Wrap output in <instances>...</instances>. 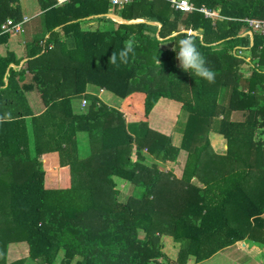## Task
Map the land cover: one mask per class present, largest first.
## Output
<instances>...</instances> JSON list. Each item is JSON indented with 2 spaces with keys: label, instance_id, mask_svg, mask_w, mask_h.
I'll return each mask as SVG.
<instances>
[{
  "label": "trees",
  "instance_id": "1",
  "mask_svg": "<svg viewBox=\"0 0 264 264\" xmlns=\"http://www.w3.org/2000/svg\"><path fill=\"white\" fill-rule=\"evenodd\" d=\"M38 1L26 67L9 66L18 62L11 50L0 55V264H199L236 242L262 249L264 33L245 34L242 20L264 21V0H190L216 12L214 20L167 0ZM94 15L101 23L83 28ZM8 17L22 18L19 0H0V23ZM173 33L195 39L214 83L178 67L175 41L159 43ZM7 37L0 33V43ZM129 40L128 62L110 63ZM244 62L251 66L247 89L240 85ZM88 85L120 98L122 111ZM223 87L227 105L218 100ZM33 89L45 104L36 115L19 103ZM160 99L187 113L178 146L171 122L165 133L149 125ZM231 111L244 119L230 120ZM123 114L140 121L127 123ZM218 118L224 153L209 141ZM46 153L57 156L56 183L43 167ZM155 162L176 167L163 173ZM161 234L172 237L175 258L162 250ZM16 242L27 244L28 255L8 261Z\"/></svg>",
  "mask_w": 264,
  "mask_h": 264
},
{
  "label": "rangeland",
  "instance_id": "2",
  "mask_svg": "<svg viewBox=\"0 0 264 264\" xmlns=\"http://www.w3.org/2000/svg\"><path fill=\"white\" fill-rule=\"evenodd\" d=\"M20 6H21V11H22V4H27L28 5V12L30 14L34 13L35 11L40 10V5L38 0H19ZM62 3V2H60ZM11 18V17H8ZM13 19V18H11ZM246 34V33H245ZM16 45L20 44L19 42H15ZM165 46V45H164ZM168 46V44L166 45ZM248 50H245V55L248 54ZM255 60V59H254ZM255 63V61H254ZM251 66L244 62L241 63V72L243 75L242 80L240 81V85L243 86V89H247V81L246 78H248L251 75ZM101 90V91H100ZM96 93L98 97L101 98V102L107 104L110 107L117 108L122 111L121 105V99L116 98L111 95L109 92H105L103 89L97 88ZM228 99H229V88L223 87L220 91L219 94V101L220 103L223 104H228ZM87 104V103H86ZM81 107V104H80ZM238 115V111L236 112ZM124 119L127 123L129 121L127 118H129L130 123L132 122H139L140 119H137L135 117L129 116L127 114H123ZM149 120V125L154 128V129H159V131H162L165 133L168 131L169 124L171 122V129H170V136L172 140V144L174 146H178V140L174 138V134L172 131L173 124L175 122H178V120H181V124L183 125L184 122L186 121L187 118V113L184 110H181L178 107V104L175 101H171L168 99H160L157 104L153 107L152 112L150 115L147 116ZM137 119V120H136ZM135 120V121H133ZM164 121L163 124L160 125V122ZM219 118L214 119L213 123L211 125V131L215 128V126L218 124ZM180 123V122H178ZM203 130V129H201ZM172 131V132H171ZM210 131V132H211ZM180 137V135H179ZM209 141L210 140V133H209ZM211 145V142H210ZM144 153H147L146 150L143 151ZM134 154V155H133ZM149 154V153H147ZM146 155V154H145ZM132 156L135 158V151L134 149L132 150ZM184 156V153L180 154V157L182 158ZM184 159H181V163L179 164V168L183 164ZM154 161L151 160H146V164H152ZM157 163L158 167L160 168V171L165 173L166 171L172 169L173 167H176L172 164L168 163H162V162H155ZM179 168H176L178 170ZM175 171V170H174ZM48 175V174H47ZM176 175V174H175ZM50 184L52 183L51 180L49 179ZM249 186H253L254 183L253 181L248 183ZM121 190L125 191L127 188L122 187V185L119 186ZM129 191V190H128ZM128 191L126 190L122 194H127ZM126 195H124L125 197ZM122 198V196H121ZM142 232L139 231V236H142ZM160 241L163 245V251L166 252L171 258H175L177 256V249L174 248L172 245V237L167 235V234H161L159 236ZM234 246L227 251H223L221 254L215 256L210 260H205L206 262H200L199 264H264V255L261 252H264V247L261 249L259 248V243H248V242H236L233 244ZM7 260L8 261H13L16 260L17 258H21L24 256V253L27 252V244L26 243H11L9 244L7 248ZM160 261V260H159ZM163 261V260H161ZM192 259L189 261L187 264H191Z\"/></svg>",
  "mask_w": 264,
  "mask_h": 264
},
{
  "label": "crops",
  "instance_id": "3",
  "mask_svg": "<svg viewBox=\"0 0 264 264\" xmlns=\"http://www.w3.org/2000/svg\"><path fill=\"white\" fill-rule=\"evenodd\" d=\"M22 6H23L22 7V18L25 16L28 18V20L23 23V31L16 33V34H8L7 41L0 43V55L7 54L8 50L15 52V59L18 62L17 63L11 62L9 64V66L13 69H16V70H22L23 68L26 67L27 57L25 55L24 46H25L26 42L31 40L32 37L34 36V34H33V31H34L33 20H34V18H36V16H38L41 13V8H40V10L38 9V11H35L34 13L30 14V12H28V8H29L28 5L22 4ZM112 15L116 16V15H114V13H108L105 17H109L112 20L117 21V22L120 21L119 18H115ZM100 23H101V21L98 19V16L94 15V16H89L88 18L83 20L81 25L83 28L94 29ZM47 35L48 34L45 33V36H47ZM15 42H19L20 44L16 45ZM30 77H31L30 74L28 72H26L24 75L23 81L24 82L29 81ZM96 89L97 88H95L94 86H91V85L87 86V92L97 94L95 91ZM22 95L24 97L20 100L19 103L23 109H30V111L34 115L39 114L40 112H42L45 109V104L42 102L40 94L36 89L28 90V91L24 90ZM111 95L114 96L113 94H111ZM114 97H116V96H114ZM116 98H118V97H116ZM79 107H80V103L78 104V108ZM236 112L237 111H231V113L229 114V119L233 120V121H242L244 119L243 112L238 111V115L236 114ZM132 117H135V116H132ZM135 118L138 119V117H135ZM127 120L130 123L129 118H127ZM133 121H135V120H133ZM182 128L183 127H182L181 123L175 122L173 124L172 131H173V134L175 135L174 138L176 140H178L177 134H179V132L182 130ZM210 140H211L210 141L211 146L216 153H224L226 151V140L215 129H213L210 132ZM41 158H42V161L44 162L43 167H44L46 173L50 174V178H51L52 183L53 182L56 183L58 180L57 173L59 172V164L57 162L56 154L55 153H46ZM132 158H133V156H132ZM133 159H135V158H133ZM48 168H49V170H48ZM54 174L56 176H54ZM16 243H19V242H16ZM22 243H25V242H22ZM233 246L234 245H231V246H228L226 248L219 250L213 256H211L209 259H206V261L210 260V259L212 261L213 257L221 254L223 251H227L228 249L232 248ZM27 255H28V248H27V252L24 253L23 257H26ZM206 261L204 260L203 262H206Z\"/></svg>",
  "mask_w": 264,
  "mask_h": 264
},
{
  "label": "clouds",
  "instance_id": "4",
  "mask_svg": "<svg viewBox=\"0 0 264 264\" xmlns=\"http://www.w3.org/2000/svg\"><path fill=\"white\" fill-rule=\"evenodd\" d=\"M61 2L66 3L67 0H61ZM176 35V33H173L165 38H161L160 45H167V41H175L176 47H173V50L176 53L178 67L185 72L207 80L209 83H214L215 73L206 66L205 59L198 50L195 39L186 36L177 40ZM130 53H134V42L132 40L126 41L124 48L118 54L112 53L109 61L113 65H117L118 60L120 63H127ZM157 64L160 66L159 60H157Z\"/></svg>",
  "mask_w": 264,
  "mask_h": 264
},
{
  "label": "built area",
  "instance_id": "5",
  "mask_svg": "<svg viewBox=\"0 0 264 264\" xmlns=\"http://www.w3.org/2000/svg\"><path fill=\"white\" fill-rule=\"evenodd\" d=\"M112 5L122 6L131 2L132 0H109ZM171 7L175 10L184 12V13H191L194 11L200 12L204 15V17L210 18L214 20L219 15L214 12L212 9L208 7H195L190 0H167ZM58 3L61 0H57ZM28 18L25 16L20 20H14L11 18H6L0 23V33H8V34H16L23 31V23L26 22ZM245 23V27H247L246 33L247 35L251 36L252 31L264 33V21L252 19V18H244L242 20ZM87 101L85 98L81 100V107L86 105Z\"/></svg>",
  "mask_w": 264,
  "mask_h": 264
},
{
  "label": "water",
  "instance_id": "6",
  "mask_svg": "<svg viewBox=\"0 0 264 264\" xmlns=\"http://www.w3.org/2000/svg\"><path fill=\"white\" fill-rule=\"evenodd\" d=\"M112 16H113V15H112ZM113 17L118 18V17H116V16H113Z\"/></svg>",
  "mask_w": 264,
  "mask_h": 264
},
{
  "label": "bare ground",
  "instance_id": "7",
  "mask_svg": "<svg viewBox=\"0 0 264 264\" xmlns=\"http://www.w3.org/2000/svg\"><path fill=\"white\" fill-rule=\"evenodd\" d=\"M81 108H83V107H81Z\"/></svg>",
  "mask_w": 264,
  "mask_h": 264
}]
</instances>
